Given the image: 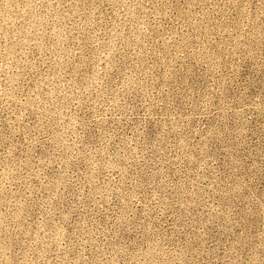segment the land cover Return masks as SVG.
Wrapping results in <instances>:
<instances>
[{
	"label": "rangeland",
	"instance_id": "374dc122",
	"mask_svg": "<svg viewBox=\"0 0 264 264\" xmlns=\"http://www.w3.org/2000/svg\"><path fill=\"white\" fill-rule=\"evenodd\" d=\"M0 264H264V0H0Z\"/></svg>",
	"mask_w": 264,
	"mask_h": 264
}]
</instances>
